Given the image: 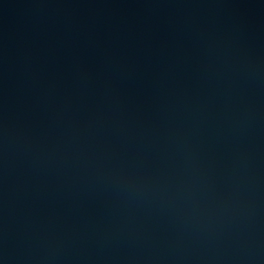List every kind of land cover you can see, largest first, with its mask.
<instances>
[{
	"label": "water",
	"instance_id": "water-1",
	"mask_svg": "<svg viewBox=\"0 0 264 264\" xmlns=\"http://www.w3.org/2000/svg\"><path fill=\"white\" fill-rule=\"evenodd\" d=\"M0 264H264V0H0Z\"/></svg>",
	"mask_w": 264,
	"mask_h": 264
}]
</instances>
